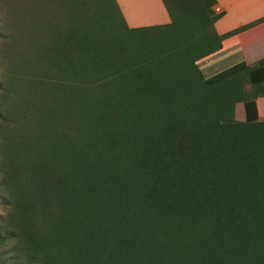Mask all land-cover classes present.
I'll list each match as a JSON object with an SVG mask.
<instances>
[{
  "label": "trees",
  "instance_id": "obj_1",
  "mask_svg": "<svg viewBox=\"0 0 264 264\" xmlns=\"http://www.w3.org/2000/svg\"><path fill=\"white\" fill-rule=\"evenodd\" d=\"M161 1L0 0V264H264V15Z\"/></svg>",
  "mask_w": 264,
  "mask_h": 264
},
{
  "label": "crops",
  "instance_id": "obj_2",
  "mask_svg": "<svg viewBox=\"0 0 264 264\" xmlns=\"http://www.w3.org/2000/svg\"><path fill=\"white\" fill-rule=\"evenodd\" d=\"M248 1L251 2L252 7H257L258 13L263 11L264 0H254L255 4L251 0H217L215 8L225 12L215 23V28L218 33L222 34L231 28L248 23L264 15L263 13L248 14V9L250 8ZM117 2L130 27L169 22L168 13L161 0H117ZM233 10L235 14H228V12ZM230 15H232L231 18ZM263 46H258L256 49H260ZM259 51L260 54H264V50ZM260 54L258 52V59L262 58ZM256 102L258 118L259 120H264V97H258ZM260 102H262V107Z\"/></svg>",
  "mask_w": 264,
  "mask_h": 264
},
{
  "label": "rangeland",
  "instance_id": "obj_3",
  "mask_svg": "<svg viewBox=\"0 0 264 264\" xmlns=\"http://www.w3.org/2000/svg\"><path fill=\"white\" fill-rule=\"evenodd\" d=\"M252 2H254L255 4V1L254 0H251ZM249 3V6L250 8L248 9V14H261L263 13L264 14V9L262 12L258 13L257 11V7L256 6H253L250 4L251 2L248 1ZM263 8H264V5H263ZM228 14H235V11H231V12H228ZM232 17V15H230V18ZM233 29V28H231ZM229 29V30H231ZM228 30V31H229ZM264 36V35H263ZM264 45V42L261 43V45H258L259 47ZM248 46V45H247ZM245 47V57H246V61L247 63L249 64H252L253 62H255L258 58H257V54L259 52L260 54V51L259 50H264V46L260 49H256L258 48V46H253L251 48H248V47ZM261 57H264V54H260ZM260 105L262 107V102H260ZM235 117L239 120H242L244 118V109H243V105L242 103H237L236 106H235Z\"/></svg>",
  "mask_w": 264,
  "mask_h": 264
},
{
  "label": "clouds",
  "instance_id": "obj_4",
  "mask_svg": "<svg viewBox=\"0 0 264 264\" xmlns=\"http://www.w3.org/2000/svg\"><path fill=\"white\" fill-rule=\"evenodd\" d=\"M215 10L217 11V8H215ZM218 11H219V10H218ZM218 11H217V12H218Z\"/></svg>",
  "mask_w": 264,
  "mask_h": 264
},
{
  "label": "built area",
  "instance_id": "obj_5",
  "mask_svg": "<svg viewBox=\"0 0 264 264\" xmlns=\"http://www.w3.org/2000/svg\"><path fill=\"white\" fill-rule=\"evenodd\" d=\"M218 10V9H217Z\"/></svg>",
  "mask_w": 264,
  "mask_h": 264
}]
</instances>
